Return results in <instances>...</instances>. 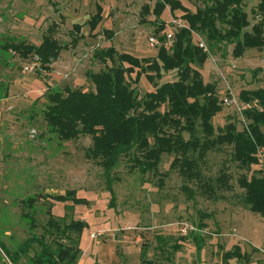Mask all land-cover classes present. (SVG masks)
Here are the masks:
<instances>
[{
	"label": "rangeland",
	"instance_id": "374dc122",
	"mask_svg": "<svg viewBox=\"0 0 264 264\" xmlns=\"http://www.w3.org/2000/svg\"><path fill=\"white\" fill-rule=\"evenodd\" d=\"M157 1L0 0V264H35L38 258L49 264L43 249L56 251L58 240L62 248L78 246L72 264H141L143 250L152 264H264V215L246 209L238 185L240 176L250 178L259 170L264 172V149L259 150L258 165L249 169L230 161V147L207 153L200 162L202 174L215 179L225 168L229 175L230 189L219 192L218 200L198 194L194 183L188 186L197 193L188 198L181 190L183 178L170 169L172 156L161 158L158 173L163 176L141 175L133 168L132 152L121 156L113 169L110 193L103 169L86 156L90 136L62 141L44 121L47 93L66 87L92 91L86 73L117 65L116 59L101 63L95 53L113 47L138 58L156 55L158 46L151 47L149 37L158 39L154 31L161 23L164 28L159 35L172 30V20H180L182 15L166 7L156 20L152 10ZM177 1L194 13L212 0ZM259 3L243 1L250 26L257 21L252 10ZM98 5L102 20L91 32L88 21ZM145 5L149 8L146 16L141 13ZM48 30L61 50L46 69L37 56L23 60L13 51L2 50L7 42L38 46ZM200 39L204 41L193 35L195 43ZM200 72L205 83L217 87L222 111L213 118L215 129L230 121L237 130L246 129L249 121L242 112L253 104H243L239 93L264 88V48L248 49L240 58L233 56L231 45L209 52ZM134 75L129 76V84L139 96L153 90V83L144 75L134 86ZM177 78L172 70L154 82ZM229 92L236 104L225 106L222 99ZM183 137L188 139V134ZM80 200L84 204H74ZM49 219L56 221L59 230L51 228ZM74 220L84 222L85 227L80 241L73 245L58 238L63 227ZM194 234L198 242L191 238ZM69 235L75 243L77 234ZM157 237L165 242L162 250ZM174 244L180 248L174 251ZM12 253L18 258H12Z\"/></svg>",
	"mask_w": 264,
	"mask_h": 264
},
{
	"label": "trees",
	"instance_id": "16d2710c",
	"mask_svg": "<svg viewBox=\"0 0 264 264\" xmlns=\"http://www.w3.org/2000/svg\"><path fill=\"white\" fill-rule=\"evenodd\" d=\"M243 1L212 0L210 5L192 13L177 0H158L152 10L156 20L168 7L171 13L182 12L180 20L186 27H172V30L159 35L164 28V23H161L154 31L160 42L154 57L138 58L109 47L95 53L94 57L103 64L107 61L113 63L116 59L117 65L96 73H86L93 85L92 91L66 87L63 91L46 94L49 105L43 115L47 127L62 141L76 140L80 135L90 136L91 145L86 156L103 169L110 193V175L120 157L130 152L133 168L141 175L153 173L163 176L158 173L161 158L163 155L172 156L170 169L177 170L183 178L181 190L188 198L198 192L207 199L218 200L221 199L219 192L230 189L225 168L215 179L202 174L200 162L209 152H218L223 146L230 147V161L241 169L258 165L259 150L264 149V88L239 93L242 103L253 104L242 112L249 121L246 129L237 130L235 122L230 121L216 130L212 121L222 111L217 87L215 83H205L200 72L209 52L222 51L231 45L233 56L240 58L248 49L264 48V0H260L255 11L252 10L257 21L251 26ZM141 13L145 16L149 14L147 5ZM101 20L102 8L98 5L96 13L88 21L91 32L96 30ZM48 31L38 46L7 42L2 50L13 51L23 60L37 56L41 68L46 69L61 50L51 35L52 31ZM168 32L173 33V39L165 45ZM107 34L111 36V33ZM194 34L204 39L208 53L193 41ZM172 70L178 74L176 81L154 82L160 79L162 73ZM132 74H135L132 79L134 86L144 75L153 83V90L139 96L129 84ZM161 107L163 111H160ZM184 133L188 134V139L183 137ZM188 183H194L197 192L190 189ZM238 185L243 190L242 201L246 209L264 215V172L259 170L250 178L242 175L238 178ZM57 199L67 200L64 197ZM83 202L80 200L74 204ZM48 224L59 230L53 219H49ZM84 227V222L74 220L63 227L58 239L63 237L68 243L78 244ZM69 233L77 234L75 243ZM191 235L180 239L185 240ZM191 238L198 240L197 236ZM156 241L158 249L162 250L163 238L157 237ZM56 245L58 248L54 253L48 247L43 249L49 264L76 262L79 253L77 245L62 248L59 240ZM171 248L175 251L180 246L174 244ZM12 254V258H18L17 254ZM235 254L242 257L239 252ZM146 255L143 250L141 264H152ZM35 264H42V260L36 259Z\"/></svg>",
	"mask_w": 264,
	"mask_h": 264
},
{
	"label": "built area",
	"instance_id": "2783aa9c",
	"mask_svg": "<svg viewBox=\"0 0 264 264\" xmlns=\"http://www.w3.org/2000/svg\"><path fill=\"white\" fill-rule=\"evenodd\" d=\"M172 23H173V27L175 29H181V28H185L186 27L185 24L181 20H172ZM194 35H196V34H194ZM172 39H173V33L168 32L166 34L165 45L170 44L172 42ZM196 44L198 45L199 48L203 49L205 52H207V53L209 52L207 44L205 43V41H202L200 39ZM149 45L151 47H153V46H159L160 44H159V41H158L157 38L149 37ZM222 104L225 105V106H231V105L236 104V99H235L234 95L231 92H229L228 96L226 98L222 99ZM241 108H242V110H244L245 106L242 105ZM182 232L186 233V229L185 228L182 229Z\"/></svg>",
	"mask_w": 264,
	"mask_h": 264
}]
</instances>
